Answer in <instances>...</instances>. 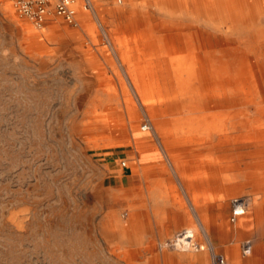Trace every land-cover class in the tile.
<instances>
[{"label":"rangeland","instance_id":"obj_1","mask_svg":"<svg viewBox=\"0 0 264 264\" xmlns=\"http://www.w3.org/2000/svg\"><path fill=\"white\" fill-rule=\"evenodd\" d=\"M230 1L244 16L245 0ZM194 9V0H92L77 24L53 15L37 26L0 0V264L129 259L110 249L107 170L126 160L144 121L163 146L190 150L264 131V16L216 31ZM156 74L168 88L152 85ZM209 86L227 91L226 108L206 101ZM219 149L174 160L220 167L233 189L226 201L250 198L235 226L255 243L264 235V155L253 153L264 142Z\"/></svg>","mask_w":264,"mask_h":264},{"label":"crops","instance_id":"obj_2","mask_svg":"<svg viewBox=\"0 0 264 264\" xmlns=\"http://www.w3.org/2000/svg\"><path fill=\"white\" fill-rule=\"evenodd\" d=\"M160 24L150 21L148 26ZM130 141L126 164L115 159L107 170L111 204L105 218L115 230L110 249L129 257L119 259L122 264H213V253L223 254L228 264H264V235L257 237L251 254H242L246 233L229 221L231 198L227 202L226 197L233 189L223 184L220 167L207 165L205 158L174 160L178 154H217L221 149L167 147L153 132H132ZM185 227L192 228L204 249L164 245Z\"/></svg>","mask_w":264,"mask_h":264},{"label":"bare ground","instance_id":"obj_3","mask_svg":"<svg viewBox=\"0 0 264 264\" xmlns=\"http://www.w3.org/2000/svg\"><path fill=\"white\" fill-rule=\"evenodd\" d=\"M194 2H195V9L193 10L192 14H194L195 18H197L199 20L200 25L212 28L216 31H220L222 29H226L227 31H231L233 29L240 28V27L241 28H252L254 26L255 22L259 20L260 16H264V0H245L244 2H246L247 4L243 5L244 8L242 9L243 12L245 13L244 16H240V15L236 16L233 14L234 10L231 6L230 0H224V7H222V4H220L219 0H212V1L194 0ZM237 8H239V7H237ZM239 9H241V8H239ZM79 10H81V8ZM81 11L83 12V10H81ZM238 20H243V22L238 23L239 22ZM198 65L199 64L193 65L192 69L194 71L197 70L196 68L198 67ZM158 68H160V64H158ZM156 76H157V74H156ZM170 78H171V76H170ZM168 80L165 77L163 78V75H162V77L157 76L156 79L153 81L152 85L158 86V84H160V82L162 81L164 86L165 87L167 86L166 88H168V86L170 85V82H171V81L169 82ZM171 80H173V79H171ZM227 94H228L227 91L224 90V88H222L220 86H216V87L215 86H209L208 89L206 90V94L204 96H205V99L207 102H210L215 107L222 109V108H226L225 104L228 101V95ZM166 99L168 101L171 100L174 103L176 100V96L168 95L166 97ZM141 131L150 132V131H144L142 129H141ZM260 142H264V131H258V130L257 131H248L247 130V132H245V133H238L236 135L230 134L228 136L225 135V136L220 137L217 147L218 148L224 147V148H227V150H228L229 148H232L235 146H239V145L249 146V145L257 144ZM253 154H255L256 156H260V155L263 156L264 152H262L260 154V153H257V151H256ZM259 163L260 162H255L254 166L259 165ZM248 211H249V207L247 208L245 214L242 215L240 218H242V217L244 218L247 215ZM261 219H262V217H261Z\"/></svg>","mask_w":264,"mask_h":264},{"label":"built area","instance_id":"obj_4","mask_svg":"<svg viewBox=\"0 0 264 264\" xmlns=\"http://www.w3.org/2000/svg\"><path fill=\"white\" fill-rule=\"evenodd\" d=\"M9 2L20 16L31 20L37 26H42L53 15L62 17L68 23L77 24L79 9L90 10L92 8V0H9ZM141 129L150 131L153 126L149 120H146L141 125ZM125 164V161H122V165ZM230 204L231 215L229 220L231 223H237L249 207L250 198L246 195L236 196L230 199ZM164 245L182 250H202L205 248L196 242L192 228H183ZM241 247L242 254L249 255L253 250V241L247 239ZM213 264H228V261L223 254L213 253Z\"/></svg>","mask_w":264,"mask_h":264}]
</instances>
